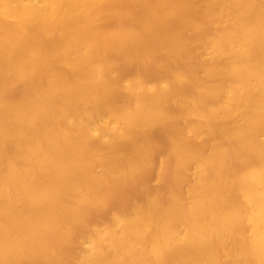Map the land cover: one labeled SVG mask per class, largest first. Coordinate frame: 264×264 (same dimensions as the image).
Segmentation results:
<instances>
[{
	"label": "bare ground",
	"instance_id": "6f19581e",
	"mask_svg": "<svg viewBox=\"0 0 264 264\" xmlns=\"http://www.w3.org/2000/svg\"><path fill=\"white\" fill-rule=\"evenodd\" d=\"M0 264H264V0H0Z\"/></svg>",
	"mask_w": 264,
	"mask_h": 264
},
{
	"label": "rangeland",
	"instance_id": "374dc122",
	"mask_svg": "<svg viewBox=\"0 0 264 264\" xmlns=\"http://www.w3.org/2000/svg\"><path fill=\"white\" fill-rule=\"evenodd\" d=\"M160 156H161V154L160 153H158V154H156L155 155V157H154V160H155V162H158L159 161V158H160ZM192 172V169L190 170V173ZM145 177H147V180H146V178ZM144 181L149 185V186H151V187H158V186H160V183H158L156 180H155V177H154V174H153V172L151 171V172H149L148 174H146L145 176H144ZM154 185V186H153ZM131 188V189H130ZM130 188H128V190L126 189L125 191H124V193L126 194V195H130L128 198H127V200H126V195L123 193L122 194V199L123 200H121V198H119V197H117L119 200H117V201H114V207L112 206L110 209H117V208H119V207H121V206H123L124 205V203L126 204V203H129V201H131L132 200V198H134V188L133 187H130ZM131 191V192H130ZM131 195H133V196H131ZM124 196V197H123ZM116 198V199H117ZM130 199V200H129ZM129 200V201H128ZM120 201V202H119ZM123 201V202H122ZM117 203V204H116ZM119 203H120V205H119ZM123 204V205H122Z\"/></svg>",
	"mask_w": 264,
	"mask_h": 264
}]
</instances>
